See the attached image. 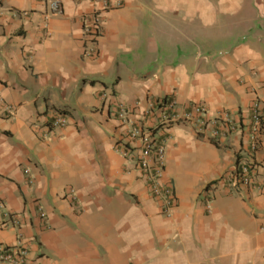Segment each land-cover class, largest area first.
<instances>
[{
    "label": "crops",
    "instance_id": "crops-1",
    "mask_svg": "<svg viewBox=\"0 0 264 264\" xmlns=\"http://www.w3.org/2000/svg\"><path fill=\"white\" fill-rule=\"evenodd\" d=\"M56 1L0 0V246L22 238L27 264H264V137L252 152L246 135L264 104V0ZM104 7L91 40L83 17ZM166 98L228 111L240 131L207 139L144 119ZM119 104L166 143L171 215ZM59 114L68 122L53 127ZM243 161L257 186L211 187Z\"/></svg>",
    "mask_w": 264,
    "mask_h": 264
},
{
    "label": "built area",
    "instance_id": "built-area-1",
    "mask_svg": "<svg viewBox=\"0 0 264 264\" xmlns=\"http://www.w3.org/2000/svg\"><path fill=\"white\" fill-rule=\"evenodd\" d=\"M51 9L58 12L61 6L58 1L51 0ZM104 8H95L86 13L83 17L84 30L86 35L95 40L101 35L104 22ZM105 96V94H104ZM174 99H164L161 102L150 103V107L144 113V119H148L150 113H157L159 125L171 126L180 122H190L193 124L198 135L207 139H218L226 137L240 131L237 123L228 111H222L216 117H208L207 107L203 104L194 103L190 110H177ZM117 119L121 125H128V133L135 141V149L138 152L137 165L143 176L147 179L151 193L161 201V210L166 215H171L175 204V195L171 181L164 182L166 143L157 138L154 127L142 125V118H133L132 111L124 104L118 105ZM68 119L65 115L59 114L51 122L53 127H63ZM249 147L252 152H257L262 145L264 137V104L257 100L251 108V119L247 128ZM123 155L126 152L123 151ZM253 163L249 161L240 162L229 173L221 176L211 184L214 188L217 185L228 187L232 191L242 187H255L257 181L253 173ZM29 172V169L25 170ZM207 207L210 209L212 195L206 194ZM5 207L3 199L0 197V208ZM9 213H6V216ZM45 217V213H41ZM11 225L19 227L21 219L18 214H10ZM19 237H22L19 234ZM29 255L28 248L24 245L22 238L18 239L15 248L5 249L0 246V261L9 264H27Z\"/></svg>",
    "mask_w": 264,
    "mask_h": 264
}]
</instances>
